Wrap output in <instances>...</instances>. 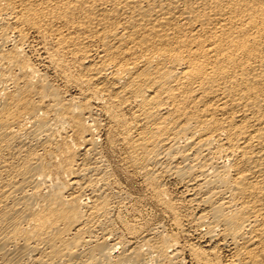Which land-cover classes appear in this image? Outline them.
<instances>
[{
  "label": "bare ground",
  "instance_id": "bare-ground-1",
  "mask_svg": "<svg viewBox=\"0 0 264 264\" xmlns=\"http://www.w3.org/2000/svg\"><path fill=\"white\" fill-rule=\"evenodd\" d=\"M184 253L264 264V0H0V264Z\"/></svg>",
  "mask_w": 264,
  "mask_h": 264
},
{
  "label": "rangeland",
  "instance_id": "rangeland-1",
  "mask_svg": "<svg viewBox=\"0 0 264 264\" xmlns=\"http://www.w3.org/2000/svg\"><path fill=\"white\" fill-rule=\"evenodd\" d=\"M45 71H46V74L48 75V77L55 79V75L50 69H47V70L45 69ZM54 81L57 84H59V86H62L61 81L57 80V78ZM70 93H73V92H70ZM113 158L114 157H112V163H113L112 165L114 167L121 165L120 162H117L116 160H114L115 158L114 159ZM122 165H123V163H122ZM121 171L120 172L118 171V173L115 172L116 173L115 174L116 180H119L118 184L121 186L122 189L124 188L122 191L125 194H128L127 199L125 201L128 204H131V203L134 204L135 203L137 205L136 208L138 211L136 212L137 216L136 215L135 216L138 219L137 221L142 226L141 230H145V227H148V226L150 228L151 227L154 228V227L160 225V226L166 227V229L168 231H172L173 226H172V222L170 221L171 220L170 217L167 214H165V212H162L163 210L157 204H155L154 201H152L151 196L149 197V193L147 192V189H145L146 187L143 184L142 179L139 176H134V175L128 176L124 173V171H122V173H121ZM165 187L167 189L168 194L172 195L171 196L172 198H178L179 194H181L183 192V188L180 186V184H177L174 179H172V180L170 178L166 179ZM180 196H182V194ZM133 201H134V203H133ZM131 218H132V216L130 217V219ZM183 258L184 259L182 260V264H195L192 261L191 257L187 253L183 254Z\"/></svg>",
  "mask_w": 264,
  "mask_h": 264
}]
</instances>
